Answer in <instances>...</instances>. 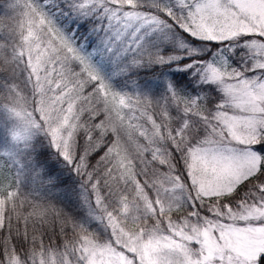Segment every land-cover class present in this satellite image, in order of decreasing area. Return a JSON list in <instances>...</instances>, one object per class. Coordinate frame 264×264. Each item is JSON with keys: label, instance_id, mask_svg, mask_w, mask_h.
<instances>
[{"label": "snow or ice", "instance_id": "obj_1", "mask_svg": "<svg viewBox=\"0 0 264 264\" xmlns=\"http://www.w3.org/2000/svg\"><path fill=\"white\" fill-rule=\"evenodd\" d=\"M7 7L0 264H264V0Z\"/></svg>", "mask_w": 264, "mask_h": 264}, {"label": "trees", "instance_id": "obj_2", "mask_svg": "<svg viewBox=\"0 0 264 264\" xmlns=\"http://www.w3.org/2000/svg\"><path fill=\"white\" fill-rule=\"evenodd\" d=\"M11 2V0H0V31H3L6 29L9 25L14 23V20L12 19L16 13L11 11L7 5ZM178 79L182 82H187L189 80V77L183 74H178ZM193 87L192 85H189V88L191 89ZM5 135V130L3 128H0V142L2 140V136ZM21 190L24 192L29 191V188L25 186L24 184L21 185Z\"/></svg>", "mask_w": 264, "mask_h": 264}, {"label": "rangeland", "instance_id": "obj_3", "mask_svg": "<svg viewBox=\"0 0 264 264\" xmlns=\"http://www.w3.org/2000/svg\"><path fill=\"white\" fill-rule=\"evenodd\" d=\"M7 137H6V132H5V135L4 136H2V140H1V142L0 143H2L5 139H6Z\"/></svg>", "mask_w": 264, "mask_h": 264}]
</instances>
